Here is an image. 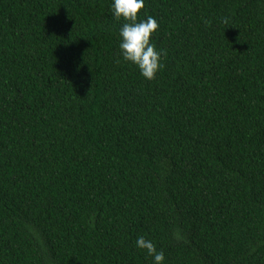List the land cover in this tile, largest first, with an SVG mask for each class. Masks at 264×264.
Instances as JSON below:
<instances>
[{
	"label": "trees",
	"instance_id": "obj_1",
	"mask_svg": "<svg viewBox=\"0 0 264 264\" xmlns=\"http://www.w3.org/2000/svg\"><path fill=\"white\" fill-rule=\"evenodd\" d=\"M110 4L0 0V264H264V0Z\"/></svg>",
	"mask_w": 264,
	"mask_h": 264
},
{
	"label": "clouds",
	"instance_id": "obj_2",
	"mask_svg": "<svg viewBox=\"0 0 264 264\" xmlns=\"http://www.w3.org/2000/svg\"><path fill=\"white\" fill-rule=\"evenodd\" d=\"M110 8L116 20L124 21L119 28V49L123 60L135 65L145 79H155L164 68L163 52L151 39L159 28L157 19L151 15L143 17L141 10L145 9V0H111ZM135 245L152 257V264H165L164 252L158 250L151 239L140 235Z\"/></svg>",
	"mask_w": 264,
	"mask_h": 264
}]
</instances>
